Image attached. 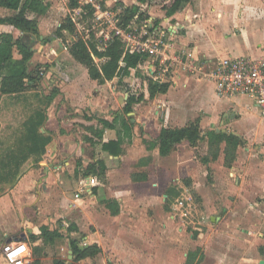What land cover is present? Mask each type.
<instances>
[{
    "label": "crops",
    "instance_id": "obj_1",
    "mask_svg": "<svg viewBox=\"0 0 264 264\" xmlns=\"http://www.w3.org/2000/svg\"><path fill=\"white\" fill-rule=\"evenodd\" d=\"M45 1L49 3V8L45 13L36 15L39 21V38L43 44L41 46L54 51L52 55L56 57L57 65L50 69L61 81L59 92L61 91L64 99L60 100L61 105L57 111L52 108L56 97L53 99L47 111L48 118L41 127V131L51 135L52 140L47 144L42 159L37 162L43 160L47 169L45 179H40L39 182L46 193L51 195L53 203H57V208L62 207V215H72V219L65 218V224H59L55 228L47 226L59 235L53 238L46 236L45 239L42 235L38 236L39 239L34 241L38 250L37 254H34V246H30L27 241V234L23 232L17 234L22 223L12 219L11 206L6 205L11 195L10 191L16 196L26 189V182L21 180L6 195L0 196V214L4 212L2 215L7 218L6 223L0 219V249L6 242L12 240L26 241L30 255L25 263L37 259L40 264H175L174 253L163 249L164 244L170 241L173 231L166 232L167 235L161 240L153 235V231L161 227L170 229L169 222L165 224L159 217L164 216L163 198L169 195L164 192L172 175L178 177L183 174L189 177L185 179L187 183L193 180L200 188L202 183L205 184L206 179L211 177L214 164L212 161L220 160L226 171L225 181L234 187L221 186L219 184L221 173H216L215 189L218 193L226 189L235 191V185L238 187L246 185L254 191L263 192L260 197H264V116L251 98L245 95L218 97L213 81L178 70L169 73L163 81L171 83L166 93H159L151 98L146 83L148 94L142 92L144 99L134 104L132 111L125 112L124 104L129 93L124 99L123 94L111 87L109 80L101 83L90 76L85 65L83 66L70 53L61 36L53 32L61 25L54 26L52 20L50 22L54 17L53 13H56V16L60 15L58 10L55 12L56 9L53 12L56 0H53V4ZM133 4L143 5L150 14V19L160 20L158 24L164 27L170 36L169 48L172 51H184L188 55L205 60H217L227 56H261L264 53V0H191L170 16L166 10H159L155 5L140 3L138 0L126 5ZM13 13V10L0 6V17ZM45 23L49 25L45 26ZM5 31L15 35V31L19 30L13 25L0 23V32ZM55 43L59 49L54 48ZM36 50L30 64L37 59ZM146 60L137 68H133L131 75L125 77V81H129L128 77H134L135 83L138 80L136 74L139 67L147 71ZM96 61L98 62L97 58ZM147 72L148 78L152 77ZM146 98H149V101L143 103ZM6 99H9L7 95L0 94V104H4ZM115 100H120L122 104H117ZM68 105L73 106L74 110L68 112ZM81 109H84V112ZM67 113H70L69 117L65 116ZM123 114H126L125 117ZM59 118L77 122L79 128L88 130V134L83 136L84 139L80 137L81 141L79 140L87 142V149L80 143L74 150L73 156H77L75 171L81 174L80 186L76 193L78 191L82 193L79 197H76L75 193L74 202L71 204H68L64 195L61 202H58L60 200L57 192L63 191L64 185L61 178H54L53 175V171L63 167V164H71L66 157L69 152L64 149L67 140H64L65 135H57L50 131L55 127H50L49 122L55 120L58 126ZM196 118L200 120L205 144L209 132L213 130L229 136L232 134L243 140V144L233 149L232 158L227 157L226 139L220 144L218 155L208 163L196 160L194 150L187 141L178 143L168 155H161L158 147L149 148L144 142V139H157L163 126L183 127ZM128 120L134 123L132 139H125L119 154H112L104 149L103 144L117 139L119 132L124 130V122ZM96 144L101 145L97 156L93 152ZM159 158L166 159L167 165L161 167L163 172L158 179L155 171L148 168L152 161ZM94 162L98 164V172L86 174L89 165ZM202 171L204 177L201 179L198 175L202 176ZM165 175L169 179L163 182L161 180ZM91 176L97 177L98 182L84 186V180ZM230 177L234 178V182ZM160 191L162 201L159 198ZM142 192L145 194L143 198L140 197ZM84 194L86 196H83ZM230 195L229 197L233 199ZM215 197L211 201L213 206L228 207L222 194ZM60 204L62 206H59ZM74 207H78L77 210H74ZM146 207L153 212L148 214L146 210L144 213L143 209ZM168 216L174 221V215ZM216 218L212 216V220ZM7 229L9 232L5 231ZM1 235H6L7 238L2 239ZM30 235L33 236L35 233L31 232ZM72 238L77 239L81 247L98 244L102 251L74 261ZM48 245L50 248H47ZM52 247H56L55 250ZM65 250L66 258L63 254ZM188 253H185L182 264L186 263ZM196 259L197 252L193 264H197Z\"/></svg>",
    "mask_w": 264,
    "mask_h": 264
},
{
    "label": "rangeland",
    "instance_id": "obj_2",
    "mask_svg": "<svg viewBox=\"0 0 264 264\" xmlns=\"http://www.w3.org/2000/svg\"><path fill=\"white\" fill-rule=\"evenodd\" d=\"M48 1L53 4V0ZM78 1L83 6H87L86 9L88 13L81 19V21H78L79 24H76V32L74 34H71L66 30L60 35L61 39L67 45H70L79 37L94 38L93 36H95L97 39L98 36L96 35V31L101 27L95 24L94 16L92 14L93 6L92 4H88L90 0ZM94 1L103 9L112 10L117 7L120 2H123L124 4H132L133 0ZM167 1L168 0L164 3L153 4L152 6H157L159 10H166L164 4ZM54 9H56L55 12H57V10L60 12L59 16H56V13H53L54 17L50 19V22L52 20L54 26L66 22V18L71 16V13L73 12V8L70 7V0H56V2H54L53 12ZM48 18H50V16H48ZM44 25L48 26L49 24L45 23ZM53 32L56 33V30H53ZM19 34L20 31H15V35ZM167 36H169L168 33ZM169 38L170 36L168 39ZM41 45L43 44L40 38L35 37L34 48L37 49V59L31 63L30 66H34V64L39 62L44 64V76L37 81L35 87L26 90L23 95H19L18 98L6 99L9 101L5 100L4 104H0V153L5 147L13 144L16 145L17 140L22 133V122L24 118L34 109L35 105L40 103L35 93L49 94L54 88L60 90L61 81L58 77H55L50 69V67L57 65L56 57L52 55L54 51L53 49L45 48V46ZM54 48L59 49L57 43L54 44ZM249 53L250 52H244V54ZM16 55L19 56L18 53ZM58 57L61 58V55ZM97 60L99 61L98 58ZM146 72L147 71L142 69V67H139V72L136 74L138 75V80H136L135 83H133L134 77H128L129 81H126L125 85H118L117 87L112 85L111 87L115 89L116 92L123 94L122 96L124 99H126V94L131 91L136 92L137 94L142 92L148 94L146 92L148 78ZM60 93L61 91L55 96L54 104H51L52 108H55L56 111L61 105L60 100L64 99V96ZM148 99L146 98L143 103L148 102ZM115 102L117 104H122L120 100H115ZM72 110H74L73 106L68 105V112H71ZM81 110L84 112V109ZM125 115L126 114H123V117H125ZM65 116L69 117L70 113H67ZM58 121V126H56L55 120L52 121V123L49 122L50 127H55L50 131H53L54 134L57 135H65L64 140H67L66 143L63 142L65 144L64 149L69 152L66 157L67 160L71 161V164H63V167L53 171V175L54 178H61L62 184L64 185V190L57 192L60 200L58 202H61L62 196L64 195L68 204H71L74 202L73 199H75V193L80 186L79 181L81 175L75 171L77 156H73L74 150H76L75 148L78 147L80 143L85 149H87V142H80V137L84 139L83 136L88 134V130L82 127L79 128L77 122H70L64 118H59ZM203 142V144H205V141ZM100 147L101 145L96 144L93 149L96 156L99 154ZM194 155L196 156V160L203 163L195 152ZM166 162V159H156L152 161V165L148 169L154 170L159 179L163 172L161 167L167 165ZM212 163L214 164L212 165L213 169L211 177H208L206 183H202L200 188L193 183V180H191L190 183H187L185 179H188L189 177H185L183 174L179 176L176 175L178 177L171 176L170 181L168 180L169 184L166 187V191L164 192L169 195H166L163 198V196H161L162 192L160 191L159 193L160 201H162V198L164 199V216L163 218L159 217V219L165 224L166 222H169L170 229H167L168 227L164 229L161 227L159 230L153 231V235L161 240L167 235L166 232L173 231L170 241L164 244L163 249L166 252L174 253L175 264H182L185 258V253H188L191 250H196L197 252V264H261V260H264V197L261 198L260 195H262L263 192L254 191L246 185H243V187L235 185V191L226 189L219 191L218 193L215 189L216 173H221V177L219 178V184L221 186H233V184L229 183L228 185V182L225 181L226 176L224 173L226 171L222 166V162L218 160V162L212 161ZM203 165L206 166L205 164ZM130 166H132V164ZM46 174V163L43 162V160L40 163H36L33 160V157H31L23 164L22 175L15 184L17 185L21 180L26 182V189L24 191L17 193L15 196L10 191L11 187L9 183H0V196L6 195L9 191L11 194L8 199L10 202L8 201L6 205L11 206L12 219L20 224H23V222L26 223L23 225L21 224L17 234L19 235V232L26 233L27 241L30 246H35L34 241L32 242L31 240V232L40 236L42 235L41 230L43 226L55 228L56 226H59V224L64 225L65 218L72 219V215H62V207L57 208V203H53L50 198L51 195L46 193V190L40 186L39 181L40 179H45L44 177ZM198 177L201 179L204 177L203 171L202 176L199 174ZM167 179L169 178L165 175L161 181L166 182ZM233 179V177H230L232 182H234ZM104 181L107 182V180ZM227 186L225 188H227ZM219 194H222L226 198L225 201L228 207L224 208L221 205L213 206L211 201L216 198V195L219 196ZM144 195V192H142L140 197L143 198ZM229 195L232 196L233 199H231ZM83 196H86V194ZM186 196L190 197L187 199L186 206L177 207L176 203L179 204L178 200L181 198L186 199ZM59 206H62V204ZM77 208L78 207H74V210H77ZM146 210L148 211V214L153 212L152 209L146 207L143 209L144 213ZM2 214L5 213L3 212L0 214V219L6 223L7 218L3 217ZM168 215H174V221L170 220ZM212 216H216L217 218L212 220ZM140 226L143 227L142 224ZM165 229L166 231H164ZM5 231L9 232L8 229ZM146 233L147 232H145V236L147 235ZM1 236L2 239L7 238L6 235ZM49 246L50 245H48L47 248H50ZM52 248L55 250L56 247ZM4 254L3 245V248L0 249V262L2 264H10ZM63 254L64 258H66V250ZM201 256L203 257L201 258Z\"/></svg>",
    "mask_w": 264,
    "mask_h": 264
},
{
    "label": "trees",
    "instance_id": "obj_3",
    "mask_svg": "<svg viewBox=\"0 0 264 264\" xmlns=\"http://www.w3.org/2000/svg\"><path fill=\"white\" fill-rule=\"evenodd\" d=\"M140 3L149 5L164 3L166 0H138ZM191 0H168L164 4L167 15H173L183 8ZM79 5L78 0H70V7ZM90 5V4H89ZM0 6L7 7L14 11L13 14L0 17V23L13 25L21 33L17 37L12 32H0V94H5L8 98H18L26 90L36 86L38 80L44 76L45 65L36 63L30 66V60L34 55V40L39 37V21L36 15L43 14L49 8V3L45 0H0ZM120 12L117 15V24L122 28L140 27L142 23L150 18L147 9L141 4L126 5L120 2ZM93 11V10H92ZM34 14V16H31ZM154 24L159 23V19H152ZM67 30L71 34L76 32V23L71 16L66 18L57 29L58 35ZM79 37L68 45L70 53L87 68L93 79L101 83L109 80L115 87L125 85V77L131 74L133 68H137L140 63L147 59V55L132 47H128L121 39L114 37L105 46H101V39ZM19 54L17 56L16 54ZM96 58L99 61H96ZM148 92L151 98L159 93H166L170 82H163L147 78ZM59 90L54 88L49 94L37 95L38 105L28 113L22 122V133L16 145H10L0 153V183H9L13 188L22 175L23 164L31 157L37 163L46 152L47 144L52 140V136L41 131L48 114V106L51 104ZM128 98L124 104V111L133 110L134 104L144 99V94L138 95L128 92ZM133 125L130 120L124 122V132L120 131L118 138L103 144V148L112 154H119L125 139H132ZM228 136V137H227ZM200 120L196 118L183 127L163 126L160 135L155 140L144 139L149 148L158 147L161 155L170 154L175 146L187 141L193 148L198 158L203 163H208L214 159L219 152L220 144L227 140V157L234 156V150L243 144V140L235 135H226L215 130L209 132L206 144H203ZM1 147V146H0ZM99 163V162H98ZM100 164V163H99ZM98 164H90L86 174L97 173ZM102 173V172H101ZM72 229V228H71ZM70 231V229H69ZM59 235L55 230H50L47 226L42 227V238L46 236L53 238ZM33 241L39 239L38 236H31ZM74 261H79L86 256H92L102 251L98 244L81 247L79 241L71 239ZM38 246L33 247L34 254H37ZM196 251H190L185 264H193ZM24 264H40L36 259L33 262Z\"/></svg>",
    "mask_w": 264,
    "mask_h": 264
},
{
    "label": "built area",
    "instance_id": "obj_4",
    "mask_svg": "<svg viewBox=\"0 0 264 264\" xmlns=\"http://www.w3.org/2000/svg\"><path fill=\"white\" fill-rule=\"evenodd\" d=\"M88 4L93 6L95 24L101 26L96 35L101 39L102 47L117 37L128 47L147 55L146 69L153 79L164 81L169 73L178 70L188 75H197L215 83L218 97L248 96L264 116V53L261 56H227L217 60L197 58L184 51H172L166 29L154 24L150 18L140 27L122 28L117 24L121 7L105 10L94 0ZM86 7L79 3L73 9L71 18L76 24L88 13ZM96 182L98 178L91 176L84 180V186ZM81 193L78 191L76 197ZM189 198L186 196V199H179L176 206H186ZM4 253L10 264H24L30 255V248L26 241L16 239L4 244Z\"/></svg>",
    "mask_w": 264,
    "mask_h": 264
},
{
    "label": "water",
    "instance_id": "obj_5",
    "mask_svg": "<svg viewBox=\"0 0 264 264\" xmlns=\"http://www.w3.org/2000/svg\"><path fill=\"white\" fill-rule=\"evenodd\" d=\"M72 251V250H71ZM262 264H264V260H262Z\"/></svg>",
    "mask_w": 264,
    "mask_h": 264
}]
</instances>
